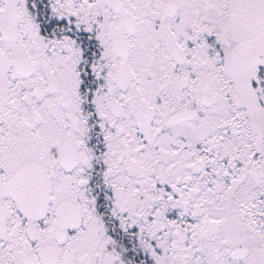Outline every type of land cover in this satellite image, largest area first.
Listing matches in <instances>:
<instances>
[{"label": "snow or ice", "instance_id": "obj_1", "mask_svg": "<svg viewBox=\"0 0 264 264\" xmlns=\"http://www.w3.org/2000/svg\"><path fill=\"white\" fill-rule=\"evenodd\" d=\"M0 264H264V0H0Z\"/></svg>", "mask_w": 264, "mask_h": 264}]
</instances>
